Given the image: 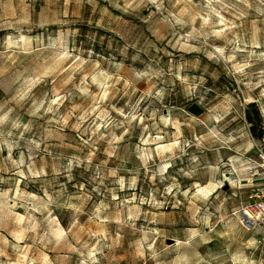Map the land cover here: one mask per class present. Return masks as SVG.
I'll return each instance as SVG.
<instances>
[{"label":"rangeland","instance_id":"rangeland-1","mask_svg":"<svg viewBox=\"0 0 264 264\" xmlns=\"http://www.w3.org/2000/svg\"><path fill=\"white\" fill-rule=\"evenodd\" d=\"M263 135L264 0H0V264H264Z\"/></svg>","mask_w":264,"mask_h":264},{"label":"built area","instance_id":"built-area-1","mask_svg":"<svg viewBox=\"0 0 264 264\" xmlns=\"http://www.w3.org/2000/svg\"><path fill=\"white\" fill-rule=\"evenodd\" d=\"M255 160L253 176L257 184L251 190L248 201L237 211L240 225L247 230L264 233V135L254 145Z\"/></svg>","mask_w":264,"mask_h":264},{"label":"trees","instance_id":"trees-1","mask_svg":"<svg viewBox=\"0 0 264 264\" xmlns=\"http://www.w3.org/2000/svg\"><path fill=\"white\" fill-rule=\"evenodd\" d=\"M254 107V104H251L248 106L247 112H246V119L249 123H252L253 121V117H255L256 113L254 114V112L252 111Z\"/></svg>","mask_w":264,"mask_h":264},{"label":"water","instance_id":"water-1","mask_svg":"<svg viewBox=\"0 0 264 264\" xmlns=\"http://www.w3.org/2000/svg\"><path fill=\"white\" fill-rule=\"evenodd\" d=\"M195 108V107H194Z\"/></svg>","mask_w":264,"mask_h":264}]
</instances>
